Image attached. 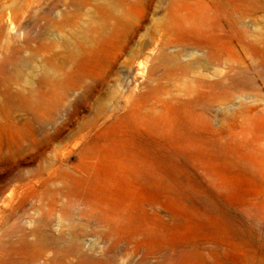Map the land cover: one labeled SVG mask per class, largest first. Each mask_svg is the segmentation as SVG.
I'll list each match as a JSON object with an SVG mask.
<instances>
[{
    "label": "rangeland",
    "instance_id": "rangeland-1",
    "mask_svg": "<svg viewBox=\"0 0 264 264\" xmlns=\"http://www.w3.org/2000/svg\"><path fill=\"white\" fill-rule=\"evenodd\" d=\"M0 264H264V0H0Z\"/></svg>",
    "mask_w": 264,
    "mask_h": 264
},
{
    "label": "bare ground",
    "instance_id": "bare-ground-1",
    "mask_svg": "<svg viewBox=\"0 0 264 264\" xmlns=\"http://www.w3.org/2000/svg\"><path fill=\"white\" fill-rule=\"evenodd\" d=\"M6 96H8V95H6ZM9 97H10V96H8V99H9ZM1 195H2V194H1ZM73 246H74V245H73Z\"/></svg>",
    "mask_w": 264,
    "mask_h": 264
}]
</instances>
